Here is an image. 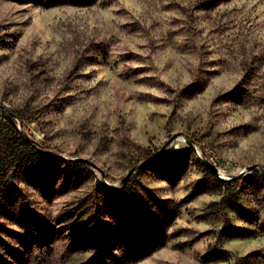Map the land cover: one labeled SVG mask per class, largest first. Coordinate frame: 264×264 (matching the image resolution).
Instances as JSON below:
<instances>
[{"label":"rangeland","instance_id":"1","mask_svg":"<svg viewBox=\"0 0 264 264\" xmlns=\"http://www.w3.org/2000/svg\"><path fill=\"white\" fill-rule=\"evenodd\" d=\"M0 105L63 157L0 110V264H264V180L196 153L264 167V0H0Z\"/></svg>","mask_w":264,"mask_h":264},{"label":"water","instance_id":"2","mask_svg":"<svg viewBox=\"0 0 264 264\" xmlns=\"http://www.w3.org/2000/svg\"><path fill=\"white\" fill-rule=\"evenodd\" d=\"M0 110L2 112H4L5 117L7 118V120L10 122V124L13 126V128L16 130V132L19 134L20 138L22 139L23 142H25L26 144H28L31 148H33L34 150H36L37 152L50 156V157H58V158H63L60 155L51 153V152H47L43 149H41L39 147V144L32 139L31 137H29L27 134H25V132L23 131V124L21 121H19L17 119L18 122H16L14 119L16 118L15 115L5 106L0 105ZM183 136L186 140V142L188 143V145L190 147L194 148V144L192 142V140L189 138L188 135L184 134V133H178V134H174L165 144V146L160 150V152L153 158L147 159L145 161H143L141 164H139L138 166L133 167L128 174L122 179L121 185H123L130 177L131 175L143 168L146 164H150V163H157L160 159H161V154L163 152V150L165 149L166 146H168L173 140H175L176 138ZM197 155L199 157V159L202 161V163L209 168L215 175L218 176V178L220 180L223 181H237L242 177H245L246 175H250L251 173H253L254 171H258L260 176L262 177V179L264 180V167L261 165H252V166H247L245 167L240 174L230 177V178H224L220 175L219 170L215 167V165H213L209 160H207V158L204 156V154H200L199 152H197ZM68 161L73 162L75 164H83L89 167H92L94 169H98L100 172L101 170L96 166L95 163H93L92 161L86 159V158H82V157H71L68 159Z\"/></svg>","mask_w":264,"mask_h":264},{"label":"trees","instance_id":"3","mask_svg":"<svg viewBox=\"0 0 264 264\" xmlns=\"http://www.w3.org/2000/svg\"><path fill=\"white\" fill-rule=\"evenodd\" d=\"M6 120V123L8 124V127L10 128V131L12 133V137L11 139H14V141H17L19 142L20 144L30 148V150H32V152L35 154V155H39L41 153L37 152L36 150H34L33 148H31L28 144H26L25 142L22 141V139L20 138L19 134L16 132L15 129H11V125H9V121L7 120V118L5 117L4 118ZM14 147V144L12 142V140H9V141H6L5 143H1L0 142V182L2 181L3 177H4V174H5V169H6V157H5V153L12 149ZM218 183L222 186H226L227 189L230 191L231 187H232V182L235 183L234 181H230V182H227V181H223V180H217Z\"/></svg>","mask_w":264,"mask_h":264}]
</instances>
